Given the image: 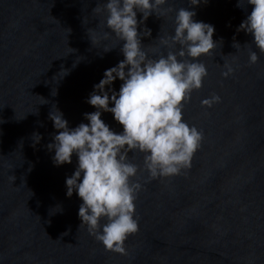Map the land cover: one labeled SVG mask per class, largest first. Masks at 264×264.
<instances>
[{
	"label": "water",
	"instance_id": "1",
	"mask_svg": "<svg viewBox=\"0 0 264 264\" xmlns=\"http://www.w3.org/2000/svg\"><path fill=\"white\" fill-rule=\"evenodd\" d=\"M103 2L0 0V264H264V53L251 46L259 59L249 63L252 37L237 32L251 11L244 0L242 7L237 0H169L174 9L194 8V19L214 25L219 42L201 57L207 76L183 106L202 142L190 167L169 177L149 178L143 155L129 153L142 189L127 254L106 250L79 227L82 201L75 192L67 197L65 186L77 157L53 164L47 145L57 130L49 113L58 108L69 127L87 123L93 85L123 59L122 42L104 35L105 14L93 12ZM173 16L152 14L138 28L151 29L142 37L150 53L172 31ZM224 63L232 74L221 75ZM213 93L220 102L202 106ZM101 118L122 131L112 113Z\"/></svg>",
	"mask_w": 264,
	"mask_h": 264
},
{
	"label": "clouds",
	"instance_id": "2",
	"mask_svg": "<svg viewBox=\"0 0 264 264\" xmlns=\"http://www.w3.org/2000/svg\"><path fill=\"white\" fill-rule=\"evenodd\" d=\"M189 3L199 6L207 0ZM245 5H250L251 11L237 32L251 35L248 61L254 64L259 57L251 46L264 53V0H244ZM237 7H242L241 0H237ZM167 11L174 12L173 28L158 38L167 51L160 48L150 53L142 37L151 36V29L138 28L150 15L162 17ZM93 12L105 14L104 27L110 31L104 35L122 42L123 59L107 68L93 85L86 102L95 111L83 114L87 123L69 127L63 113L54 107L49 119L57 132L47 148L54 152L51 158L55 166L71 163L73 154L77 157L65 186L67 197L75 192L82 201L79 227L86 226L106 250L127 254L124 243L139 227L134 210L142 189L134 179L139 165L131 161L129 153L143 155V168L152 179L177 175L190 167L203 131L183 119V106L207 76L201 57L212 53L219 42L213 39L214 25L194 19V8L174 9L169 0H104ZM137 13L142 14L139 21ZM233 46L240 44L234 42ZM112 48L104 47V51ZM223 67V76L235 70L231 64L224 63ZM117 79L122 82L118 92L112 87ZM220 100L213 93L202 99L201 105L211 107ZM103 112L112 113L122 131L111 129L101 118ZM40 139L34 134L36 142Z\"/></svg>",
	"mask_w": 264,
	"mask_h": 264
}]
</instances>
